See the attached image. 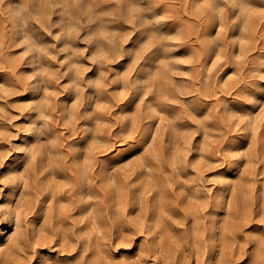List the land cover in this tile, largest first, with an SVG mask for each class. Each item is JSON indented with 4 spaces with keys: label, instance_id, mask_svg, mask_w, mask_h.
<instances>
[{
    "label": "rangeland",
    "instance_id": "374dc122",
    "mask_svg": "<svg viewBox=\"0 0 264 264\" xmlns=\"http://www.w3.org/2000/svg\"><path fill=\"white\" fill-rule=\"evenodd\" d=\"M245 1L254 8L255 31L240 52L234 0H219L216 10L193 7L207 0H0V234L8 229L2 210L10 190L1 173L22 161V146L37 128L62 149L73 178L65 193L80 200L86 186L74 156L92 158L96 190L92 218L88 209L78 215L73 209L61 228L48 220V244L28 233L21 264L41 256L68 264H215L220 254L209 228L218 218L216 195L237 165L228 216L236 235L220 257L224 264H264V247L257 262L253 258L254 239L264 236V102L247 98L264 90V0ZM18 3L31 48L15 40L11 7ZM178 26L190 30L179 34ZM149 67L168 77L153 143L147 132L157 114L146 108L155 101L156 80L141 99L137 94ZM44 87L48 100L38 114L30 98L45 96ZM92 100L96 136L90 143ZM229 106L236 110L232 120L225 116ZM251 110L257 127L246 143L244 114ZM128 116L136 118L132 129ZM239 142L244 147L232 149ZM86 203L78 201L81 209Z\"/></svg>",
    "mask_w": 264,
    "mask_h": 264
},
{
    "label": "bare ground",
    "instance_id": "6f19581e",
    "mask_svg": "<svg viewBox=\"0 0 264 264\" xmlns=\"http://www.w3.org/2000/svg\"><path fill=\"white\" fill-rule=\"evenodd\" d=\"M157 1V0H154ZM219 0H207L206 3L200 4L195 2L193 7L195 9H211L216 10ZM234 15L237 19L235 27V36L239 43V50L242 52V47L248 42L253 43V35L255 31V24L252 19L254 8L250 2L245 0H234ZM11 13L17 34L19 36L15 39L17 42L24 40L27 47L31 48L35 44L32 39L27 35L26 29V13L22 9V4L12 5ZM41 12L35 11V15H40ZM72 26L70 23L65 25L66 41L69 42ZM177 33L186 34L190 28L189 26H178ZM76 64L72 63V70L70 73V79L74 84V88L77 87V69ZM39 73L40 79L44 78L45 72L41 68ZM141 78L140 85L138 86V99H141L146 93L153 87L152 80L155 79V95L152 103L146 108V113L149 115H156L155 119L150 122L148 126V141L153 143L155 136L158 133L159 124L161 122V116L158 112V103L160 97L166 92V85L168 84V77L161 70H152L149 67ZM33 92L38 91V85L33 86ZM45 92V96L34 98L31 96L32 102L35 105V109L38 114L42 113L43 108L46 106L48 97L46 95L45 87L42 93ZM247 98L251 101L264 102V90L263 93L258 96L253 92L247 93ZM90 108H88L90 116V123L88 128V137L90 143L95 138V128L90 125L91 122L96 120V101L89 102ZM70 112V111H69ZM236 110L229 106L226 108V118L232 120L235 116ZM68 118L70 113H68ZM244 134L247 138L246 143L254 135L257 127V117L254 110L244 114ZM135 116H128L127 127L132 129L135 125ZM44 132L42 129L37 128L33 133L32 138L26 140L22 146V161L8 163L1 175L4 181L9 184V193L4 200V209L2 210V219L5 224L8 225V229L3 232L1 230L0 236V264H21V252L24 241L27 240L28 233L31 234L32 239L43 244H48L53 239L48 235L46 224L48 220L53 219L56 227H62L68 210L74 209V214H82L87 209L90 211L91 218L94 214V198L96 197V190L92 184L93 172L92 165L93 160L88 157L85 160H80L78 156L73 157V163L75 166V173L78 174L85 182L84 189L79 191L80 200L71 199V190H67L65 193V185L73 182L72 175L67 171L63 164L62 149L56 143V139L52 135H46L43 137ZM45 138V140L43 138ZM87 137V138H88ZM86 138V139H87ZM79 144L74 143L73 147H77ZM245 144L240 142L235 145L236 150H240ZM243 155H245L243 153ZM1 163V161H0ZM242 165H237L232 169L230 173L225 175L226 179L222 181L219 191L216 195L215 214L218 218H214L209 228V238L213 242L214 247L218 248L219 254L223 255L225 249L230 244L231 240L236 235L235 226L230 222L228 216L231 213L232 203L230 202V195L232 191L231 184L233 179L241 170ZM75 174V175H76ZM62 178L63 183L57 181V178ZM234 186V185H233ZM118 190V188L116 189ZM78 201H86V207L81 209V204ZM119 202L114 203V208L118 209ZM30 215L32 218H30ZM153 221V220H152ZM75 225V224H74ZM195 233L201 235L202 230L199 224H196ZM59 242L63 240L65 236L64 232L60 234ZM171 235L166 233L164 236L165 241H169ZM161 243V242H160ZM264 247V236H257L254 239V252L253 258L257 262L261 250ZM217 258L215 264H224L223 259ZM97 260L89 262V264H96ZM36 264H68L65 262H59L58 259H53L48 256H41ZM73 264H76L74 262Z\"/></svg>",
    "mask_w": 264,
    "mask_h": 264
}]
</instances>
